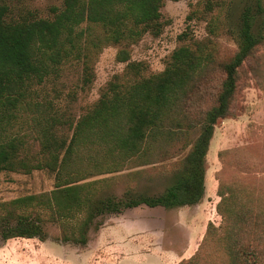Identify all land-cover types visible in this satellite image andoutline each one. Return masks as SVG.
I'll return each instance as SVG.
<instances>
[{"label":"trees","instance_id":"1","mask_svg":"<svg viewBox=\"0 0 264 264\" xmlns=\"http://www.w3.org/2000/svg\"><path fill=\"white\" fill-rule=\"evenodd\" d=\"M23 1L0 0V190L3 173L36 171L52 175L54 187L0 201V247L16 238L45 242L48 224L59 228V242L84 247L106 218L128 209L200 204L216 126L233 116L242 69L264 43L255 33L262 2L244 8L237 49L222 58L217 39L231 24L232 1L202 0L208 37L184 33L165 69L150 74L133 60V47L148 34L160 37L166 1L182 0H64L46 16ZM112 46L124 71L76 113ZM215 71L219 83L201 87ZM209 95L207 106L198 102ZM245 155L220 152L222 223L210 221L197 251L179 264H264V159ZM159 162L169 169L158 192L143 179ZM230 164L237 173L228 179Z\"/></svg>","mask_w":264,"mask_h":264},{"label":"rangeland","instance_id":"2","mask_svg":"<svg viewBox=\"0 0 264 264\" xmlns=\"http://www.w3.org/2000/svg\"><path fill=\"white\" fill-rule=\"evenodd\" d=\"M63 1L25 0L22 5L46 16L51 6H60ZM231 1V24L217 39L219 56L222 58L230 56L237 49L235 37L239 31L240 16L244 8L250 5L256 11L258 1H261L264 6V0ZM198 7L203 13H194ZM162 13L164 23L162 35L157 38L149 34L146 35L140 43L133 47L132 52L133 60L143 61L148 67L147 73L150 74L165 69L167 60L173 51L185 43L186 40L180 38L184 33L197 40L206 39L209 35L207 25L211 15L203 10L202 0L166 1ZM255 33L264 36V14L258 18ZM118 50V47L112 46L102 52L96 65V81L90 90L80 96L75 104L76 113H83L88 105L99 98L101 89L114 75L124 71L126 64L119 63L116 59ZM220 78V71H215L208 82L202 83L201 87L210 88L213 84H218ZM200 96L197 98L199 103L203 100L201 103H205L207 106L211 102L210 95L201 98ZM236 148H241L242 153L245 151V156L248 159H254V161L264 159V43L242 69L233 116L221 121L216 126L215 136L207 156L206 194L200 206H193L189 210L182 211L158 209L148 212V216L159 220L154 224L156 233L152 234L150 230H154V228L149 227V236L158 238L159 242L168 250L174 249L182 253H186L188 250L189 255L185 258L197 251L206 233L208 223L211 221L218 226L222 223V217L217 212V205L220 201L217 193L219 185L217 175L223 171L224 164L221 162L219 154L221 151ZM174 155V160L182 159L184 156V154ZM146 168L149 170V175L143 179V182L146 184L151 182L156 191H161L169 163L159 162ZM236 173L237 167L230 164L225 175L231 179ZM53 187L54 178L47 172L36 171L29 175L3 173L0 201H9L27 194L50 191ZM189 217L191 219H188ZM47 230L50 233V238L45 242L35 238L8 240L5 245L0 247V264H156L153 259L147 263H134L130 260H123L120 263L111 261L108 254H98L99 249L92 248L96 234L94 231L91 233L92 246L82 247L59 242L60 230L55 225L48 224ZM108 249L106 248V250ZM159 264H167V262Z\"/></svg>","mask_w":264,"mask_h":264},{"label":"crops","instance_id":"3","mask_svg":"<svg viewBox=\"0 0 264 264\" xmlns=\"http://www.w3.org/2000/svg\"><path fill=\"white\" fill-rule=\"evenodd\" d=\"M200 206V204L195 205ZM193 206H187L180 211L186 210ZM165 210L162 207L149 208L147 206H140L133 209L126 210L123 214L110 216L104 227L95 234L94 246L97 248L98 254H108L111 261L120 263L123 260H130L132 262L147 263L154 260L156 264L167 262V264H179L186 253L178 252L177 250H168L159 239L149 236V227L154 228L156 221H159L153 216H148V212L153 210ZM195 216V215H194ZM193 216V217H194ZM188 219H191L190 217ZM180 220V218H178ZM158 223V222H157ZM152 234L156 233V229L150 230ZM155 240V241H154ZM106 248H109L106 250ZM102 256V255H101ZM192 256V255H191ZM189 258V257H188Z\"/></svg>","mask_w":264,"mask_h":264}]
</instances>
